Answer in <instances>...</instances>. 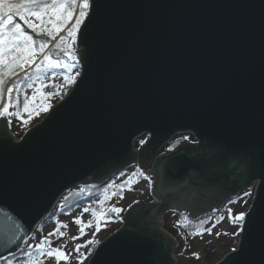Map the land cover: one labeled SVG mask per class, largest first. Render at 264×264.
<instances>
[{"label": "water", "instance_id": "water-1", "mask_svg": "<svg viewBox=\"0 0 264 264\" xmlns=\"http://www.w3.org/2000/svg\"><path fill=\"white\" fill-rule=\"evenodd\" d=\"M91 5L69 96L19 142L0 119V261L22 249L65 193L137 163L154 178V202L132 206L89 264H176V240L160 229L173 195L203 205L204 195L208 211L215 197L223 204L256 183L255 214L217 264H264V0ZM188 132L197 143L157 157ZM5 216L19 227L5 228Z\"/></svg>", "mask_w": 264, "mask_h": 264}, {"label": "rangeland", "instance_id": "rangeland-1", "mask_svg": "<svg viewBox=\"0 0 264 264\" xmlns=\"http://www.w3.org/2000/svg\"><path fill=\"white\" fill-rule=\"evenodd\" d=\"M31 19L33 23H40L35 17ZM69 42L71 43V40ZM79 68L80 65L59 71H57V68L51 69L41 75V79L35 82L33 89L27 88L25 83L21 85L23 90L22 96L19 97V101L23 100L22 104L19 106L21 118L15 116L3 118L6 121L11 119V125L6 122L7 131L16 142L21 141L30 129L42 122L52 108L69 96L81 76V69ZM33 69L34 67L32 69L26 68V71L29 72ZM76 72H79V76L76 77V83L69 85L64 80V77L75 75ZM34 79L35 77L33 75V80ZM35 89H39V92H36V100L32 101L31 97ZM40 92L45 94L52 93L47 99V102H50L52 107L46 115L41 114L37 118L33 117V112L31 119H29V113L23 111L25 96L29 98L30 108L36 109L42 102H45ZM6 97L7 94H5L2 103H6ZM16 110V108L11 107L9 111L14 112ZM24 120H28V123L24 124ZM182 134H184V136L187 135L191 142H197L193 133L188 132ZM147 140H149V136L146 134L136 139L134 144L135 151H139ZM140 143H143V145L139 147L138 145ZM164 147L160 149L158 152L159 154L163 152ZM153 165L154 161L148 165L147 170L151 171ZM146 172V170L139 169L137 164L121 173L113 175L107 182L99 185V189H96L97 191L94 192L89 203L78 204L71 212L67 210L69 211L67 215L59 214L63 210L61 204L59 208H57L59 212L53 217L48 216L44 218L36 227L24 248H22L24 249L23 251L26 252H21L20 257L29 259V261L23 262L16 260L17 263L15 264H30L28 253H32V255L35 256L37 253L31 252V250H36L35 245L40 243L45 237H48L51 241V248H60L66 255H69V259L66 261L62 259L57 261L55 257L48 258L45 256L41 257L42 264H79L80 254L75 251L76 245L78 244L85 245V247L80 249V253L83 254V264H89L98 247L123 228V218L132 206L137 203L152 202L153 198L151 196V191L154 185V178L149 175L145 176L144 173ZM91 183V180H87L83 185L86 187ZM256 184L251 189L240 193V195L233 199L227 200L221 204L218 209H216L218 205L213 206L209 208L210 210L208 209L204 215H199L195 219L188 218L186 214L180 215L177 213L174 214V212L171 211L165 212L161 219L163 224L160 229L166 231L176 240V248L173 251V259L176 261V264H217L228 254L233 252V250H236L242 235V231L239 229L238 225L242 222L236 221L233 223V220L229 219L228 209H232L233 216L240 212L248 213L255 198L257 189ZM246 192L249 193V195L245 196ZM112 207L121 208L122 211L119 214L113 213L110 211ZM84 208H88L89 211L84 212ZM214 210L217 215L212 214ZM93 212L96 213L95 216L92 215ZM104 213H106V215H104ZM221 217L224 219L221 220ZM77 218L81 219L83 225H85L83 233L79 231L81 225H77L74 222ZM89 222H91V227L86 226ZM182 223L186 226V229H189L188 232H184L180 228ZM97 224L99 225V231H96ZM64 225H67V227H63ZM58 227L60 228V232H63L64 235H59V233L54 236L48 235ZM208 228H211V234L204 231ZM201 232L203 234H200ZM73 237H75V239H73ZM89 240L94 241V243L88 244ZM95 241H98V243H95ZM47 247L49 246L46 245V248ZM194 254H198L199 258Z\"/></svg>", "mask_w": 264, "mask_h": 264}, {"label": "snow or ice", "instance_id": "snow-or-ice-1", "mask_svg": "<svg viewBox=\"0 0 264 264\" xmlns=\"http://www.w3.org/2000/svg\"><path fill=\"white\" fill-rule=\"evenodd\" d=\"M91 0H0V101H3L5 93L7 94V102L0 106V118H7L15 116L21 118V112L19 109V99L16 98L15 104L13 103V92L18 94L20 92L21 84L18 80L21 73H24V79L30 81L26 87L33 89L35 82L41 79V75L51 69L56 68H74L76 57L72 54V46L76 43L78 33L80 32L81 25L89 15L91 8ZM100 7L99 4L96 5ZM18 17L19 20L24 21L28 28L32 30L36 36H40L42 33H47L51 40H56L57 35L63 31L67 32V36H60L59 41L56 43L55 48L62 52L68 59L74 61L69 64L67 61L60 59H53L48 49V43L43 40L34 39V37L28 34L20 23L15 21ZM32 17L40 21L39 24L32 22ZM59 22V23H57ZM51 24L52 27L48 28L47 25ZM69 38L71 43H69ZM64 45V47H62ZM35 67L37 75L33 80V77L26 72L27 69ZM79 76V72L75 75L65 76L64 80L69 84L73 85L76 83V77ZM9 80L12 81L11 86H7ZM36 92L39 89H35L31 100H36ZM59 94V93H57ZM44 101L52 95V93L45 94L40 92ZM10 107H16V111H9ZM51 105L46 102H42L38 108H30L29 98L25 96L23 103V111L29 113V119H31L34 111L47 113ZM8 124L11 125V119L7 120ZM24 124L28 123V120L23 121ZM249 193H245V196ZM84 212H88V208L83 209ZM111 212L119 214L122 209L118 207H112ZM229 219L242 222L238 225L239 229L244 230L247 218L253 213L248 214L240 212L233 216L231 208L228 209ZM96 215L95 212L92 213ZM106 215V213H104ZM221 220L224 218L221 217ZM77 225H81L79 228L80 233L84 232L85 225H83L81 219L77 218L74 221ZM3 225L9 230L18 228L15 225L10 216H5ZM87 227H91L89 222ZM63 227H67L64 225ZM96 231H99V225L96 226ZM208 234H211V228L205 229ZM57 233L64 235L60 232L58 227L53 232H50L49 236H54ZM200 234H203L202 232ZM238 234V233H237ZM75 239V237H73ZM94 241L89 240L88 244H92ZM98 243V241H95ZM46 245L49 247L46 248ZM51 241L48 237H45L40 243L35 245L36 255L28 253L30 257V264H42L41 257L52 258L55 257L57 261L68 260L69 255H66L60 248H51ZM85 245H76L75 251L80 254L79 264H83V254L80 253V249ZM235 251V250H233ZM90 254V253H89ZM198 257V254H194Z\"/></svg>", "mask_w": 264, "mask_h": 264}, {"label": "trees", "instance_id": "trees-1", "mask_svg": "<svg viewBox=\"0 0 264 264\" xmlns=\"http://www.w3.org/2000/svg\"><path fill=\"white\" fill-rule=\"evenodd\" d=\"M86 20V19H85ZM85 20H84V22H85ZM15 21L17 22V23H20L21 24V26L24 28V30L28 33V34H30V35H32L33 37H34V39H37V40H43V41H45V42H47L48 43V48L50 47V50H47L46 49V51H49L50 52V54H51V56H52V58L53 59H60V60H62V61H67V63H69V64H72V63H74V61H72L71 59H68L62 52H60L58 49H56L55 48V45H56V43L59 41V37L60 36H67V32L66 31H63V32H61V33H59L58 35H57V38H56V40H51L49 37H48V35H47V33H42L40 36H36V34L35 33H33L32 32V30L30 29V28H28L27 27V25L24 23V21H22V20H19V18L18 17H16L15 18ZM84 24V23H83ZM83 24L81 25V27L83 26ZM47 27L48 28H51L52 27V25L51 24H49V25H47ZM69 41H70V38H69ZM70 43V42H69ZM62 47H64V45H62ZM77 50H78V38H77V40H76V43L72 46V54L76 57V62H75V66H79L80 65V62H79V58H77ZM78 68V67H77ZM80 69V68H79ZM59 70H65V68H57V71H59ZM29 75H31L32 77H33V75H34V77L36 76V72H35V68L33 69V70H31V71H26ZM18 80H19V82H20V84L22 85V84H28L30 81H27V80H25L24 79V73H21L20 74V77L18 78ZM11 84H12V81L11 80H9V82H8V85L7 86H11ZM6 94V93H5ZM22 94H23V90H22V88L20 89V92L17 94L16 92H15V90H14V92H13V103L15 104V101H16V98H17V96H18V99H19V97L20 96H22ZM6 99H7V97H6ZM5 101V100H4ZM7 102V101H6ZM22 102H23V100H21V101H19V106H20V104H22ZM46 103H49L50 105H51V103L50 102H47V101H45ZM2 101H0V106H2ZM41 105V104H40ZM39 105V106H40ZM39 106L38 107H36V110L38 111V108H39ZM51 107H52V105H51ZM11 108V107H10ZM10 108H9V110H10ZM14 108H16V107H14ZM51 109V108H50ZM49 109V110H50ZM37 111H34V116L33 117H35V118H37V117H39L41 114H45L46 115V113L45 112H39L38 114H37ZM180 135H182V136H180ZM178 134L177 136V138H176V140L174 141V142H172L171 144H170V147L171 148H174V147H176L177 145H179V144H181V143H185V142H187L188 141V136L187 135H185L184 136V134ZM189 141H190V139H189ZM143 145V143H140L138 146L140 147V146H142ZM84 184V183H83ZM83 184H81V185H79V186H77L76 188H74V189H71L70 191H68L67 193H65L61 198H60V200L58 201V203L56 204V206L54 207V209H53V211L51 212V214L49 215L50 217L52 216H55L58 212H59V210L57 209V208H59V206L62 204V206H63V210L61 211V213H59V214H68V212L70 211L71 212V210L73 209V208H75L78 204H80V203H82V204H87V203H89V201L91 200V197H93V194H94V192L95 191H97L96 189H99V185H95V184H93V183H91V184H88L86 187L83 185ZM67 210H69V211H67ZM212 214L214 215V214H216L217 215V213H216V211L214 210L213 212H212ZM180 228L184 231V232H188V230L189 229H186V226L182 223L181 225H180ZM192 234H193V232H192ZM26 245V244H25ZM24 248V247H23ZM24 249H22V250H20V252L19 253H17V254H15V255H11V256H8L7 258H5V259H3V260H1L0 261V264H15V263H17V261L16 260H18V261H23V262H28L29 261V259H25V258H23V257H20V255H21V252H26V251H23ZM31 252H33V253H35L36 252V250H31ZM30 258V257H29Z\"/></svg>", "mask_w": 264, "mask_h": 264}, {"label": "flooded vegetation", "instance_id": "flooded-vegetation-1", "mask_svg": "<svg viewBox=\"0 0 264 264\" xmlns=\"http://www.w3.org/2000/svg\"><path fill=\"white\" fill-rule=\"evenodd\" d=\"M177 135H175L172 138V140L165 145V147L163 146L164 147L163 152H161L160 154L158 153L159 155L157 157L165 156V155H168L169 156L172 153L177 152L183 145L193 144L194 143V142H191V141H187L185 143H181V144L177 145L174 148H171L170 147V144L176 140V138L178 137ZM195 143H197V142H195ZM134 165H137V164H134ZM144 174H145V176H148L146 173H144ZM151 196H152V191H151ZM182 196H183V194H181V193H178L176 195H173V197H172V204L173 205H176V206L173 207V205H172V208H169L168 210H166V212H170L171 211V212H174V214L177 213V214H180V215H185L186 214L188 216V218H191L193 216L196 217V216H199V215H202V214L204 215V212L206 211V209L204 207H205V205L208 207L209 206L208 204L210 203L209 198H206V196H204V195H199V198H200L199 199V202H201V201L203 203L205 202V204L203 205L202 203L195 204L192 201V199H191V198H193V195L192 194H186L185 196H183V197ZM181 198L187 199L186 200V203L183 204V205H180L179 204V202L181 201ZM221 200L222 199L220 197H215V200L213 199L212 200L213 202L210 204L211 207L217 206L218 204H221L220 203ZM153 202H154V198H153L152 202H150V203H142V204L143 205H146V204H151ZM189 204H191V206ZM194 208H197L198 210H195Z\"/></svg>", "mask_w": 264, "mask_h": 264}, {"label": "bare ground", "instance_id": "bare-ground-1", "mask_svg": "<svg viewBox=\"0 0 264 264\" xmlns=\"http://www.w3.org/2000/svg\"><path fill=\"white\" fill-rule=\"evenodd\" d=\"M27 241H28V240H27ZM26 243H27V242H26ZM24 246H25V245H24ZM24 246H23V247H24ZM23 247H22V248H23Z\"/></svg>", "mask_w": 264, "mask_h": 264}]
</instances>
